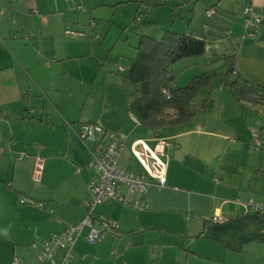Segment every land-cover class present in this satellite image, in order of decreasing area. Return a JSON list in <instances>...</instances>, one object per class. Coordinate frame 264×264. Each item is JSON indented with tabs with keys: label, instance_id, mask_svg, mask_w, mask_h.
Segmentation results:
<instances>
[{
	"label": "crops",
	"instance_id": "0c3cea01",
	"mask_svg": "<svg viewBox=\"0 0 264 264\" xmlns=\"http://www.w3.org/2000/svg\"><path fill=\"white\" fill-rule=\"evenodd\" d=\"M138 1L141 4L142 0H118L113 6ZM168 1L157 2L173 8L169 28L153 17L152 10L132 32L137 42L140 35L161 39L165 31L174 30L206 43L204 56L182 60L188 63L174 73L175 83L193 69L222 74L225 80L224 61L235 56L236 73L264 89V24L257 37L247 38L242 12L252 7L260 13L264 0ZM58 3L0 0V264H51L36 258L33 245L85 216L83 204L90 199L93 176L88 166L100 137L83 142L77 134L81 125L95 124L128 137L120 159L128 173L143 172L131 153L134 141L157 147L156 133L130 120L128 93L121 82L129 68L114 63L101 73L103 65L86 36L65 34L69 13ZM67 3L71 2L64 0L66 7ZM212 8L215 14L208 18ZM195 77L187 78L186 85ZM226 100L238 106L234 111L244 120L247 113L264 111V106L243 109L232 96ZM213 104L209 98L194 120L159 131L172 144L165 149L166 186L152 185L137 193L143 209L111 202L97 206L94 216L115 221L120 230L97 244L87 241L84 230L75 242L71 264H264V213L249 206L252 200L264 204L263 154L253 153L245 161L241 152L251 141L249 131L245 140L240 136L243 130L221 132L197 120ZM260 135L264 139V126ZM226 148L232 167L215 162ZM36 157L45 159L40 183L33 180ZM214 217L224 222L215 223ZM64 255L66 250H60L57 261Z\"/></svg>",
	"mask_w": 264,
	"mask_h": 264
},
{
	"label": "built area",
	"instance_id": "2783aa9c",
	"mask_svg": "<svg viewBox=\"0 0 264 264\" xmlns=\"http://www.w3.org/2000/svg\"><path fill=\"white\" fill-rule=\"evenodd\" d=\"M67 1L73 3L76 9L82 8L77 5L76 0ZM214 14V8L207 10L208 18H211ZM263 14L264 10L258 13L252 7L244 8L243 26L247 38L254 39L257 37V33H259L261 26L264 24ZM65 29L66 35L75 36L76 38L90 35L89 33L74 31L70 27ZM96 37L98 36L96 35ZM130 120L135 125H141L135 116H132ZM77 134L83 142L93 135H99L100 137L92 161L88 166L93 176L88 184L90 199L83 204L86 208V214L80 223L55 233L47 241H40L33 245L36 258L42 262L71 264L74 258L73 249L75 242H77L84 230H87V241L92 244H97L107 234L120 230L118 223L115 221L94 216L97 206L111 202L143 209L144 204L136 200L135 195L137 193H145L152 185L165 187L167 184V164L164 161V157L166 156L165 149L172 145L169 139L161 136L156 137V149H151L142 140L134 141L131 153L143 172L141 174H132L120 167L122 152H124L128 143L126 135L105 131L95 124L81 125L77 130ZM253 134L257 137L258 133L254 131ZM262 144L264 143L257 138L255 145L258 147ZM44 166L45 159L36 157L33 168L34 182L40 183ZM20 203H27V200L21 199ZM249 206L256 213H264L263 203H257L252 200L249 202ZM213 222L223 223L224 220L221 217H214ZM60 250H66V255L58 262L56 256ZM156 255L154 253L153 256ZM14 264H19V261L16 260Z\"/></svg>",
	"mask_w": 264,
	"mask_h": 264
},
{
	"label": "trees",
	"instance_id": "16d2710c",
	"mask_svg": "<svg viewBox=\"0 0 264 264\" xmlns=\"http://www.w3.org/2000/svg\"><path fill=\"white\" fill-rule=\"evenodd\" d=\"M157 1L142 0L141 4L148 9L140 10L139 7L133 22L147 21L152 10L160 5ZM142 16H146L144 21ZM138 39L137 57L122 74L121 82L127 90L132 115L158 137L161 129L188 123L194 120L201 108L206 107L207 99L203 100L201 107H192L191 104L217 73H203L185 87L173 88L176 79L173 66L182 60L204 56L206 43L174 30L165 31L161 39L149 35H140ZM235 58L229 57L224 61L227 67L224 84L243 109L264 106V89L236 73Z\"/></svg>",
	"mask_w": 264,
	"mask_h": 264
},
{
	"label": "rangeland",
	"instance_id": "374dc122",
	"mask_svg": "<svg viewBox=\"0 0 264 264\" xmlns=\"http://www.w3.org/2000/svg\"><path fill=\"white\" fill-rule=\"evenodd\" d=\"M52 1L54 2V0H51V2ZM58 1V4L62 5L61 9H65L69 13L68 16L71 23L68 27H70V29H73L74 31H76L77 28H80L77 30L78 32H85L91 35V37L86 36L84 39L91 42L93 53L96 54L100 59L99 64L101 66L103 65L102 68L104 71H102L101 73H105L110 67L113 68L112 64L114 63L122 65L127 69L130 68V63H132L131 56L132 58L136 57L137 50L135 48L137 47L138 43L136 40V36H134L132 30L135 29V26L138 24L137 22H135L132 29L130 25L131 22L134 21L133 11L135 12L138 7L142 6L139 1L133 3L132 6L131 2L113 6L118 0H76L77 5H80L82 7L81 9H76L73 3H67L66 7V4H63L64 0ZM161 1L166 3L169 2L168 0ZM103 2H105V5H103ZM172 9V7H167L166 5L160 4V6L154 9L155 11L153 12V17L158 19L160 18L161 24L169 28L171 26V22L173 21L170 12L172 11ZM242 12H244V9L242 10ZM141 18L142 20H145L146 16H142ZM181 19L183 18H180L179 20L181 21ZM73 23L78 25H73ZM91 27L96 28V30L92 33L90 32L92 29ZM156 27L157 26L153 25L152 30L154 31ZM96 34H98L100 39L95 38ZM186 63L188 62L179 61L176 65L173 66V73H180V70ZM201 74L202 71H200L199 69H193L186 74H182L183 76H181L179 82L173 83V88L183 87L187 84V78H192ZM231 96L232 94L227 84H224V76L222 74H217L210 79L209 86L201 91L195 97V99H193L191 106L201 107L203 102L202 100H208L210 98L211 102L213 101L214 103L213 107H211V109L207 112H201L198 115L197 120L200 119L201 121L206 122L207 125H209V123H212L213 126L220 127L218 130L222 128L221 132H229L234 129L235 132L239 131L238 133H240V131L243 130V132L241 133L244 135L240 136H242L245 140L248 139V136L245 135L247 134L246 131H249L251 133V141L246 147L248 149L245 148V151L241 152L242 156L243 158L245 157L246 161V158L252 157L250 155H252L253 153L262 152L263 159L261 160H263L262 162L264 164V144L258 147L257 145H255L257 138H259L261 142L264 143V139L260 135L261 128L264 126V111L259 113H247V115L245 116V120L241 119V113H237L234 111V108L238 106L233 104V108L226 102V98H231ZM249 117H252L253 119L256 118L257 122L256 120L251 121ZM254 131L258 133L257 137L254 136ZM207 138L213 141H218V139L215 137L207 136ZM228 148L232 151L234 150L230 145L228 146ZM228 148H226V150L224 149L221 157L219 155V157L217 156V161H215L216 165L221 166L223 163H226L227 167H232V165H234V163H232L231 161L229 162L226 160V157L230 152ZM251 159L252 158H250V160ZM250 160L246 162V164H248L246 165L248 169L250 167L249 164H252ZM133 163L136 164L137 162L133 160Z\"/></svg>",
	"mask_w": 264,
	"mask_h": 264
},
{
	"label": "water",
	"instance_id": "95a60500",
	"mask_svg": "<svg viewBox=\"0 0 264 264\" xmlns=\"http://www.w3.org/2000/svg\"><path fill=\"white\" fill-rule=\"evenodd\" d=\"M0 136H1V138H2V135H1V133H0Z\"/></svg>",
	"mask_w": 264,
	"mask_h": 264
}]
</instances>
